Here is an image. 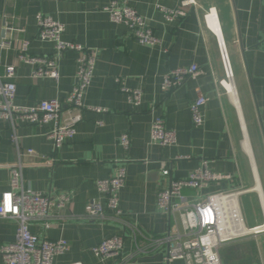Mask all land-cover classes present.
Listing matches in <instances>:
<instances>
[{
    "label": "crops",
    "instance_id": "obj_1",
    "mask_svg": "<svg viewBox=\"0 0 264 264\" xmlns=\"http://www.w3.org/2000/svg\"><path fill=\"white\" fill-rule=\"evenodd\" d=\"M186 1L190 0H0V40L19 38L20 32L30 41L31 56L50 58L54 45L39 37L37 15L42 14L65 26L63 41L98 52L83 103L108 112L83 111L76 136L61 148H55L48 137L52 124L13 126L0 121V192L10 190L12 170L21 163L26 188L44 195H72L67 209L53 211L50 228L42 223L30 227L39 237L68 242L69 250L54 264H119V258L101 260L93 253V248L115 235L126 236L128 264H185L166 261L167 246L154 241L176 224L159 209L158 194L169 188L171 180L186 179L203 160L210 161L212 172L229 178L201 191L185 189L183 194L196 201L214 193L249 190L238 200L243 224L248 228L264 224V0H196L197 6L187 8L186 15L173 22L159 9H179ZM113 2L147 19L159 45H142L126 25L113 22L105 11ZM211 10L216 15L213 21L207 20ZM219 39L230 57L235 99L219 85L225 78ZM17 51L0 56V73L6 65L17 66L16 105L34 107L58 100L67 111L66 98L77 83L78 54H63L61 78L56 82L34 80V66L19 63ZM192 65L199 68L195 77L169 94L164 92L168 72ZM118 77L128 88L142 90L140 106H133L120 91ZM200 93L208 102L204 123L196 127L191 106ZM159 117L176 132V145L151 143V125ZM123 135L130 139L127 149L120 144ZM28 150L33 155H27ZM121 166L127 178L120 206L126 221L142 234L136 243L123 223L85 216L93 200L106 207L97 182L112 178ZM166 170L168 176L163 174ZM177 225L180 228L179 221ZM17 231L16 221L0 219V248L15 242ZM219 254L223 264H264V233L235 238ZM0 264H5L1 252Z\"/></svg>",
    "mask_w": 264,
    "mask_h": 264
},
{
    "label": "built area",
    "instance_id": "obj_2",
    "mask_svg": "<svg viewBox=\"0 0 264 264\" xmlns=\"http://www.w3.org/2000/svg\"><path fill=\"white\" fill-rule=\"evenodd\" d=\"M191 6H197L196 0L184 2L179 9H159L164 13L167 21L173 22L184 17L186 9ZM105 11L110 14L113 22L126 25L140 44L159 45V40L148 20L134 9L127 5L119 6L117 2H113L111 6L105 8ZM210 18L212 20L216 18L212 10L207 15V20ZM37 22L40 39L54 45V54L50 58L31 56L30 41L21 38L20 32H18L19 38L11 36L0 40V56L4 51L17 48L18 62L34 66L35 70L31 74L34 80L49 78L58 82L61 78V57L65 52H76L78 54L77 83L65 101L69 109L64 112L58 100L42 101L34 107L16 105L17 66L6 65L0 73V121L8 122L13 126L16 122L39 126L52 124L48 137L53 141L55 148H61L76 136L77 127L83 119V111L108 112L102 108L86 107L83 103L86 91L94 78L98 52L80 44L63 41L65 26L51 17L39 14ZM218 43L225 73V78L219 85L229 97H232L233 92L235 94L234 72L224 42L219 39ZM198 72L199 68L196 65L168 72L164 77V92L169 94L176 90L187 79L195 77ZM116 83L133 106L141 105L143 98L141 89L128 88L122 77L116 78ZM207 102L208 98L200 93L191 106L192 120L196 127L204 123L203 108ZM150 139L151 143L162 147L174 146L178 142L176 132L168 130L164 119L160 117L152 122ZM14 140L17 142L16 137ZM120 144L126 149L129 148V137L121 136ZM33 153L32 150L27 151V155H33ZM22 156L23 153H20L19 157ZM163 174L168 176L169 171L166 170ZM126 178L127 170L121 166L112 178L98 180L97 187L106 199V207L101 201L93 200L88 205L85 216L94 221L112 219L123 223L129 232L128 237L136 243L142 234L136 225L126 221L125 213L120 206V194L125 186ZM228 178V176L212 172L210 161L203 160L186 179L171 180L169 188L158 194L159 209L172 216L176 223L167 235L154 239L157 245L167 246L166 261L183 260L185 264H223L219 249L225 243L241 236L264 233V224L255 228H248L243 224L238 200L249 190L214 193L196 201H190L183 194L185 189L201 191L211 183ZM233 196L237 197L236 202L232 200ZM71 200L72 195L68 192L44 195L26 188L23 164L19 163L12 170L10 190L0 192V219L14 220L18 224L15 242L0 248L4 263L54 264L56 257L66 254L69 250L66 240L51 241L39 237L31 232L30 227L34 223H42L46 229L50 228L53 211L67 209ZM178 221L180 228L177 225ZM242 227L245 233L240 234ZM125 239L124 235L107 238L93 248V253L101 260L119 258V264H128L131 257L124 256Z\"/></svg>",
    "mask_w": 264,
    "mask_h": 264
},
{
    "label": "bare ground",
    "instance_id": "obj_3",
    "mask_svg": "<svg viewBox=\"0 0 264 264\" xmlns=\"http://www.w3.org/2000/svg\"><path fill=\"white\" fill-rule=\"evenodd\" d=\"M209 20H210V19H209ZM211 21H213V20L211 19ZM212 29H213V28H212ZM233 98H234V99L236 98L234 92H233ZM257 189H258V188H257ZM257 189H256V190H257ZM236 199H237V197H236V196H233L232 200H233L234 202H236ZM243 232H245L244 229H241V233H243Z\"/></svg>",
    "mask_w": 264,
    "mask_h": 264
}]
</instances>
